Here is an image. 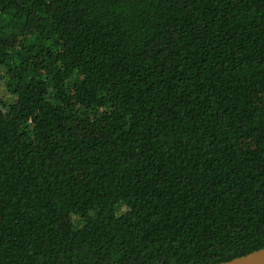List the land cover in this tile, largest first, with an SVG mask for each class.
<instances>
[{
  "label": "trees",
  "instance_id": "obj_1",
  "mask_svg": "<svg viewBox=\"0 0 264 264\" xmlns=\"http://www.w3.org/2000/svg\"><path fill=\"white\" fill-rule=\"evenodd\" d=\"M262 247L264 0H0V264Z\"/></svg>",
  "mask_w": 264,
  "mask_h": 264
},
{
  "label": "water",
  "instance_id": "obj_2",
  "mask_svg": "<svg viewBox=\"0 0 264 264\" xmlns=\"http://www.w3.org/2000/svg\"><path fill=\"white\" fill-rule=\"evenodd\" d=\"M69 264V263H56ZM214 264H264V247L253 250L247 254L234 257Z\"/></svg>",
  "mask_w": 264,
  "mask_h": 264
},
{
  "label": "rangeland",
  "instance_id": "obj_3",
  "mask_svg": "<svg viewBox=\"0 0 264 264\" xmlns=\"http://www.w3.org/2000/svg\"><path fill=\"white\" fill-rule=\"evenodd\" d=\"M4 82V79L2 80ZM1 81V82H2ZM3 95L6 97V98H11L12 96L7 92V90H3L2 91Z\"/></svg>",
  "mask_w": 264,
  "mask_h": 264
}]
</instances>
